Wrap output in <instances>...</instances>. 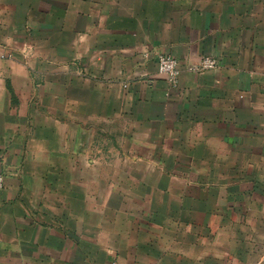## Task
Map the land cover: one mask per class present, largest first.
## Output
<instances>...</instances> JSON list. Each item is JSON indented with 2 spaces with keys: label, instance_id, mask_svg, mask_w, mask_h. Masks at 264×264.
I'll list each match as a JSON object with an SVG mask.
<instances>
[{
  "label": "crops",
  "instance_id": "obj_1",
  "mask_svg": "<svg viewBox=\"0 0 264 264\" xmlns=\"http://www.w3.org/2000/svg\"><path fill=\"white\" fill-rule=\"evenodd\" d=\"M0 171V264H264V0H0Z\"/></svg>",
  "mask_w": 264,
  "mask_h": 264
},
{
  "label": "built area",
  "instance_id": "obj_2",
  "mask_svg": "<svg viewBox=\"0 0 264 264\" xmlns=\"http://www.w3.org/2000/svg\"><path fill=\"white\" fill-rule=\"evenodd\" d=\"M157 67L159 74L166 76L172 86H178L181 68L179 61L175 57L169 54L159 56ZM216 68H218V61L216 59L204 57L195 65L189 66L188 71L191 73H205ZM4 184L5 177L0 171V189L4 188Z\"/></svg>",
  "mask_w": 264,
  "mask_h": 264
},
{
  "label": "rangeland",
  "instance_id": "obj_3",
  "mask_svg": "<svg viewBox=\"0 0 264 264\" xmlns=\"http://www.w3.org/2000/svg\"><path fill=\"white\" fill-rule=\"evenodd\" d=\"M237 166H240L239 164L237 165ZM241 167H242V165H241ZM254 178H256V180L258 181V176H256V177H249V180L247 181V183H251V182H253V179ZM258 183V182H257ZM247 241V246L248 245H250V246H254V243L255 242H257V246H258V244H260V242L259 241H253V240H246Z\"/></svg>",
  "mask_w": 264,
  "mask_h": 264
}]
</instances>
